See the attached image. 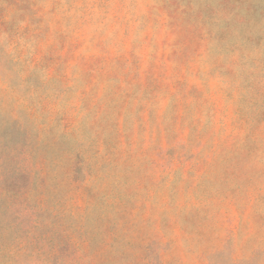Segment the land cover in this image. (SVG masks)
I'll use <instances>...</instances> for the list:
<instances>
[{"label":"rangeland","instance_id":"374dc122","mask_svg":"<svg viewBox=\"0 0 264 264\" xmlns=\"http://www.w3.org/2000/svg\"><path fill=\"white\" fill-rule=\"evenodd\" d=\"M0 264H264V0H0Z\"/></svg>","mask_w":264,"mask_h":264}]
</instances>
